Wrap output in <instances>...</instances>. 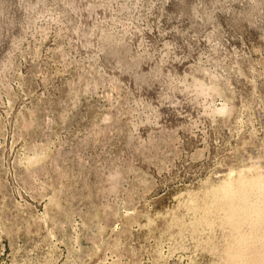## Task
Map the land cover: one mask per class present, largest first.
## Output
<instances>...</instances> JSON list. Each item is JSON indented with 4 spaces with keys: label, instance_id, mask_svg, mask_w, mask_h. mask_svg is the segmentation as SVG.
<instances>
[{
    "label": "rangeland",
    "instance_id": "1",
    "mask_svg": "<svg viewBox=\"0 0 264 264\" xmlns=\"http://www.w3.org/2000/svg\"><path fill=\"white\" fill-rule=\"evenodd\" d=\"M257 180L264 0H0V264H240Z\"/></svg>",
    "mask_w": 264,
    "mask_h": 264
},
{
    "label": "bare ground",
    "instance_id": "2",
    "mask_svg": "<svg viewBox=\"0 0 264 264\" xmlns=\"http://www.w3.org/2000/svg\"><path fill=\"white\" fill-rule=\"evenodd\" d=\"M264 184V183H263ZM263 187V185H262V183H261V181L260 180H257V181H255L252 185H251V190H253V191H255L258 195L255 197V199L254 200H252V202H253V208H255V209H257V210H264V197L262 196V194H263V191H264V189L262 188ZM229 187H226V188H223V189H221L220 190V195L221 196H229V194L231 193V191L232 190H230V189H228ZM253 191H251V192H253ZM234 193V192H233ZM238 193V192H237ZM240 193V192H239ZM242 193V192H241ZM244 193V192H243ZM235 194V193H234ZM236 196H237V194H236ZM248 196V195H247ZM225 201V200H224ZM229 201V200H228ZM245 201V200H244ZM227 202V201H226ZM235 203V202H234ZM240 203V202H239ZM238 203V204H239ZM246 203V202H245ZM252 204V203H251ZM234 205V204H233ZM236 206V205H235ZM234 207V206H233ZM247 207H249V206H247ZM251 207V206H250ZM252 208V209H253ZM236 210L238 209V208H235ZM235 211V210H234ZM242 211V210H241ZM253 211V210H252ZM240 212V211H239ZM248 212V214H249V212H251V211H247ZM243 213V212H242ZM233 214V213H232ZM255 215V214H254ZM237 216V215H236ZM249 216H251L250 214H249ZM232 217V216H231ZM229 218V217H228ZM251 218V217H250ZM262 218V217H261ZM260 222V221H259ZM251 236L252 237H255V238H258L259 236H260V238H264V227L262 228V229H260V230H256L255 232H254V234L252 235L251 234ZM252 240V239H251ZM247 245V244H246ZM247 253V255H249V258L251 259V260H253V259H255L256 260V262L257 263H260V262H264V251H262V252H256V251H248V252H246ZM246 253L245 254H240L241 256H239L238 258H237V262L238 263H240V264H243L244 263V261L246 260H248V257H246L247 255H246ZM246 255V256H245ZM236 259V258H235Z\"/></svg>",
    "mask_w": 264,
    "mask_h": 264
}]
</instances>
